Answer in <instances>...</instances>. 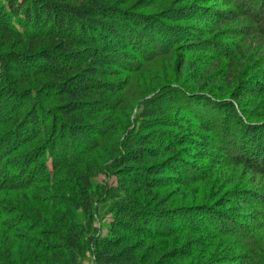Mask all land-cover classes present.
I'll return each mask as SVG.
<instances>
[{
    "label": "trees",
    "instance_id": "1",
    "mask_svg": "<svg viewBox=\"0 0 264 264\" xmlns=\"http://www.w3.org/2000/svg\"><path fill=\"white\" fill-rule=\"evenodd\" d=\"M2 1L0 40L11 37L27 51L48 48L49 53H42L41 64L36 71L27 72L23 70L26 64H23L21 57L11 55L8 63L0 55V243H4L0 251L6 255L0 264H49L48 258H40L35 253L37 248H41V243L30 237L31 233L43 239L42 247L51 253L56 264H80L89 249L94 264H136L135 252H131L129 247H122L123 242L119 239L108 236L88 238L93 218L92 199L102 196L108 200L110 213L115 219L122 220L118 227L125 233L138 223L143 224V228L134 236L147 235L149 227L159 231L152 235L157 238L167 235L171 238L179 231L199 235L203 233L202 236L207 238L208 235L209 239L232 240L239 252L236 255L238 264H264V191L225 195L223 202H230L232 210H235V217L230 219L226 210L223 212L220 209L224 205L222 201L210 205L211 193L207 192L208 195L201 194L203 197L199 199L202 209L196 212L194 209L182 211L185 214L168 213L166 217L172 216L169 220L161 219L162 215L159 214L164 212L158 207L149 203L140 204L117 189L94 190L91 187L94 166L97 164L93 160L100 162V159H109L113 166L130 171L127 183L131 187H140L147 198L157 199L153 190L155 185L149 177L161 173V164L158 162L169 160V153L173 154V162L166 165L184 176L181 179L186 181L184 184L201 180L189 175L196 172L197 167L180 163L174 154L177 142L184 139H170L169 131L157 130L161 126L176 125L175 121L169 119V109L164 105L168 96L164 93L146 100L147 106L144 104L145 114L138 130H147L145 133H137L135 126L130 129L128 118L125 129L121 130V143L120 138L108 137L112 130L115 131L114 127L110 131V116L123 102L120 96L117 100L112 97L119 94V87L125 82L119 79L114 83L106 82L100 77L104 67L115 68L108 71L119 78L122 72H133L142 62L168 51L171 53L173 46L179 42L186 44L195 39L191 31L168 25L158 14L138 13L139 17H131L130 14L135 12L117 7L115 10V7H107L101 0V3L99 0L82 1L78 6L71 5L72 0H59L53 4L49 0ZM199 1L205 3L207 0ZM224 1L226 6L232 5L234 9L225 11L209 6L197 8V5L190 9H196L204 17L214 18L208 21H211L213 29L234 24L235 28H227L228 33L222 37L237 38L240 42L252 40L260 46L258 53L252 52L249 57L252 49L250 45L246 49L232 45L234 48L230 49L231 52L224 55L219 53L218 47L214 49L216 54L227 60L226 72L221 71L218 77L226 83L223 91L229 97L216 98L205 92L209 81H202L203 75L199 71L189 86L179 84L173 88L176 96L182 98L184 105L193 113L192 116L197 118L196 128L189 127L193 117L185 119L189 124L186 128L189 135L197 128L204 133L212 132L217 137L216 148L228 157L227 163L241 166L242 170L253 173L254 177L261 176L264 181V80L255 77V70L264 73V0ZM42 16L49 21L48 25L43 24ZM171 21L177 19L171 18ZM204 22L207 20H203L202 24ZM127 23L134 24V27L127 26ZM96 27L111 38L107 41L98 34L94 35ZM213 29L206 30V34H214ZM201 40L199 38L198 42ZM184 47L198 50L191 49L189 45ZM55 55L65 61L59 64ZM9 64L17 68L16 76L11 77L9 74ZM219 66L214 69L217 71ZM243 70L247 72L243 74ZM130 80L131 77L126 79V83L129 84ZM233 82H236L238 91L230 93V84ZM45 86L55 88L54 93L44 92ZM190 97L199 100L196 104L204 110L195 108L192 100L188 99ZM54 99L57 100L60 115L55 114V109L43 104ZM246 99L247 103L242 102ZM116 103L118 107L115 110ZM121 114L127 118L125 112ZM106 136L107 140L102 141ZM60 138L63 140L59 141ZM19 149L22 153L15 157V151ZM96 150L100 152L91 158V153ZM206 154L205 158L209 162H216L213 153ZM17 166L18 172L9 171ZM141 167L147 173L146 177L141 175ZM33 175L37 177L33 178ZM210 177L202 178L208 180ZM43 190L52 193V197L43 195ZM252 202L260 208L254 207L245 213L247 217L242 218L243 223L236 221L241 208L250 206ZM76 211L84 218L77 224L73 221V212ZM12 214H18L21 218L3 219ZM194 214L201 215L200 226L193 224ZM86 217L88 221H85ZM22 218L26 219V224L20 221ZM178 218L190 223L189 228L171 229V222ZM12 239L23 242L17 246L23 250L20 254L13 252L12 244L8 243ZM53 240L60 241L63 250L49 245ZM89 242H93L90 248ZM31 247L34 250L30 251ZM177 255L179 258L184 256L179 252ZM150 264L162 263L158 260Z\"/></svg>",
    "mask_w": 264,
    "mask_h": 264
},
{
    "label": "rangeland",
    "instance_id": "2",
    "mask_svg": "<svg viewBox=\"0 0 264 264\" xmlns=\"http://www.w3.org/2000/svg\"><path fill=\"white\" fill-rule=\"evenodd\" d=\"M1 1L2 0H0V3ZM49 1L52 2L51 4H53V3H57L59 0H49ZM82 1H86V0H72V2L70 3L73 6H78L79 5L78 3ZM101 1L107 7H115V10L117 8L127 9V11H132L137 13V14L135 13L130 14L131 17L132 16L136 18L139 17L140 14L138 13H144L153 16H157L156 14H158V16H160L159 18L166 20L165 23H167L168 25L171 24L175 26H181L187 31H191L192 33L191 35L195 37L194 40L186 44L185 42L181 41L178 44L174 45L171 50V53H169L168 51L162 55L157 56L156 58L150 61L142 62L141 66L136 70H134L133 72L130 73L122 72L121 76L120 75L118 76L119 78L115 77V75L111 74V72L108 71L109 69L111 70L115 68L113 67L110 68L108 66L104 67L101 73L102 76L100 77L106 82L110 81L114 83V81H118L117 79H119V81L125 82L120 85L121 87H119L120 89V91L118 92L119 94H117V96L112 97L113 99L117 100V97L120 96L123 102H122V106L119 107V109L116 111L118 113L112 112V115L110 116L111 118V121H109V126L111 127L110 131L112 130L113 127L115 131L112 130L110 134H108V137L110 136L112 138L113 137L120 138L119 142L121 143L122 142L121 136L123 133L121 132V130L122 128L125 129L128 118H130V125H131L130 129L132 128V126H135L136 130L140 129L142 125L141 122L145 114L144 109L145 106H147V104H145L146 100H149L151 98L153 99L152 96L156 98V96L159 95L160 93L162 94L164 93L168 96V99L166 100L164 105L167 106V108L169 109V119L175 121L176 125L169 127L161 126L160 127L161 129L158 128L157 130L169 131V137H172L170 139H180V140L184 139V141L177 142V149L174 154H176V158L180 160V163H188L194 166L195 168L197 167L198 170L193 174H189V175L196 176L198 179L201 180H198L192 184H184L186 183V181L181 180L182 178H184V176L174 171V169L171 166L168 167L166 165L168 162L169 163L173 162V154L169 153V160H164V161L162 160L158 162L159 165L161 164L160 166L161 173L155 177L152 178L149 177V180L153 182L155 185L153 190L154 193L157 194V199L147 198L145 196V193L142 192L140 187H136V186L135 188L131 187L129 183H127V179L130 176L128 175V173L130 171L129 170L127 171L124 167L119 169L117 166H113L110 163L109 159L108 160L100 159V162L97 160H93L97 164L94 166L93 174L95 175L93 176V178H91L92 189L94 190H98L101 188H104L106 190L117 189V191L121 192L122 194H127V196L134 198L135 201L140 204L149 203V205L151 206L158 207L161 212H164L163 214L161 213L159 214L160 216L162 215L161 219H169V220L172 219V216L166 217L168 213L183 214L184 212L182 211L184 210L194 209L196 212L198 211V209H202V207L200 206L201 200L199 199H201L205 193L207 194V192L209 194L211 193L210 205L213 206L216 203V201H222L221 203H224L223 198L225 195L228 194L236 196V195H242L243 193L245 194L248 191L250 193L252 192L260 193L264 191V181H262L261 176L256 175L254 177L253 173L242 170L241 166L235 167L234 163H227L229 162L228 157H225L224 153L218 151V149L216 148L217 137L212 132L204 133L201 132L199 128H197L195 132L193 131V133L189 135V130L186 129L188 128L189 124L186 123L187 121H185V119H188V117L189 118L193 117L194 119L191 120L192 123H190L189 127L196 128L198 125L196 124L197 121H195V119L197 118L195 116H192L193 113H191L188 110V107L184 105V103L182 102V98L179 97L178 95L176 96V92L174 91L175 88H173L179 86V84H185L189 86V83L192 82L191 79L195 80V76L199 71V73L201 72L203 75L202 81H204V79L205 81H209V85L207 86V88H205L206 89L205 92H207L210 96L216 98L229 97V95L225 94V92L223 91L224 88H226V83L222 82L218 77L221 71H225L224 69L227 65V60L223 59L221 55L216 54L214 52V49L218 47L219 53H222L224 55L225 53L227 54V52H231L232 48H234L232 45H236V46L240 45V47H243L244 49L248 48L250 45L252 48L251 52H249V57H250V53L252 52L254 54L258 53V47L260 48V46L254 44L252 40L248 42H240V40L237 38L222 37V35L228 33L226 29L232 28L234 24L226 25L227 28H223V27L220 28L217 26L218 28L213 29L211 21L208 22L210 19H212V17L210 18L204 17L203 14L197 12L196 9L194 10L190 8L192 6L197 5V8L209 6V7H216L217 9L226 11L231 8L234 9L233 6L232 5L226 6L224 0H207L204 1L205 3H201L199 0H101ZM101 1L99 0V3H101ZM123 14L126 13L123 12ZM43 17L44 16L41 17V19H44L42 20L43 24L48 25L49 21L45 17L44 18ZM118 17H120V15H118ZM149 18L150 17H148V19ZM171 18H175L177 19V21L172 22ZM41 19L39 20L41 21ZM203 20H207V22H204L202 24ZM126 25L134 27V24L131 23H127ZM233 28H235V26ZM210 29H213L212 31H214V34L207 35L206 30L209 31ZM75 32H77V29H75ZM93 33L94 35L98 34L100 37H102L107 41L111 38V36L107 35L105 31H102L97 27L95 28V31ZM199 38L203 40L198 42ZM184 45L191 46L190 47L191 49L198 48V50L197 49L189 50L186 47H184ZM200 45L201 46L204 45V47L200 48L201 47ZM47 50L48 48H45L41 51L40 50L27 51L25 50V48L20 46V44L17 41L13 40L11 37L8 38L7 36L0 40V55H2L3 59H5V61L8 62L10 61L9 58L11 57V55L21 57V59L24 60L23 64L24 65L26 64L25 65L26 67L23 68L25 72L36 71L37 68L40 67L38 65L41 64L40 57L42 53H49ZM208 50L210 52H208ZM33 57L34 60H32ZM55 60L57 62L59 61V64H62L65 61L63 58H59V56H56ZM33 61H37V62H33ZM257 61L259 62L260 60ZM179 64H181L180 67ZM218 65H220L219 66L220 68H217L218 70L216 71L214 67ZM7 67H8L7 70H9L10 72L9 74L12 75L11 77H13L14 75L16 76L18 74V72H16L17 68L15 66L13 67L9 64L7 65ZM246 72L247 71L243 70V74H245ZM255 72L257 73L255 77L263 81L264 80L263 71L255 70ZM130 77L131 80L129 81V84H127L126 79L129 80ZM31 78H34V76ZM32 81L34 80L32 79ZM235 83L236 82L230 84L231 86L230 93L232 92L234 93V91H238L237 88L238 86ZM70 85L73 86V84ZM54 89L55 88H49L47 86L43 87V91L49 94L54 93ZM174 97H176L175 100ZM188 99L192 100L191 102L195 104V108L198 107L196 103H198L199 100H196L194 97H190ZM44 101L45 100H43V102ZM242 102L247 103L248 100L246 99ZM43 104L46 105V107L48 108L55 109V114L60 115V113L58 112L56 99L51 101H46ZM117 107H118V103H116V105L114 106L115 110L117 109ZM197 109L199 111L204 110L203 107L200 108L198 107ZM121 112H125L127 114L126 119H125V115H123L124 113L121 114ZM124 120L125 122H123ZM181 120H184L182 121L183 123L180 122ZM122 122L124 125H122ZM140 131L141 132H139L138 130L137 133H145L147 130L141 129ZM127 132H129V128L127 129ZM108 137L106 136L102 141H106L107 140L106 138ZM62 140L63 138H60L59 141ZM171 142L174 143L175 141H169V143ZM158 147L160 149V145H158ZM96 152L99 153L100 151L96 150L92 152L91 158L95 155ZM20 153L22 152L19 149L15 151L14 156L17 157L20 155ZM206 153H213L215 156L214 158H216L219 162L217 160L216 162L213 163L209 162L205 158V156L207 155ZM18 168L19 166L15 168L12 167L10 168L9 171L11 173H16L18 172ZM141 169H142L141 175L143 176L145 175L146 177L147 173L145 174V171L142 167ZM32 177L33 178L37 177V175H33ZM202 177H210V178L207 180ZM42 192L43 195L52 197V193L50 192L48 193L47 190H43ZM58 193H60V190ZM103 197L104 196H102L101 198L93 197L92 199L93 218L91 223V231L87 234L88 238L94 239L95 237L98 236H108L109 238L119 239L121 242H123L122 247L124 248L129 247V249L131 248V252H135L136 264H150L152 261H158V260H161L162 264H169V262L170 264H238L239 263L238 262L239 258H237L238 256L236 257V255L239 254V252L236 251V246H234L235 244L234 242L232 243V240L223 241L221 239H217V240L209 239L208 235L207 238L205 236H202L203 233L199 235L196 234L195 232L183 233L181 231L176 232L175 236L173 235L171 238H169L168 235L163 238H157V237H153L152 235L156 234V232L159 231H157V229L153 230L150 227L147 228L148 229L147 230L148 232L146 233L147 235H145L144 233L141 236L140 235L134 236L133 235L134 233H137L138 230L141 231V229L143 228L142 227L143 224H139V223L134 226L132 225L133 227H131V229L129 228L128 232L125 233L121 230L120 227H118L122 220L115 219V216L112 213H110L109 209L107 208L108 200L107 199L104 200ZM247 200L252 201L251 198H248ZM254 207L258 208L259 206L255 202L250 203V206H243L239 211V216H238L239 218L236 219V221H238L239 223H243L242 218L247 217L245 216V213H249ZM220 209H222L221 211L223 212L224 210H226L229 219L235 217L234 216L235 210H232V206L230 202L224 203V205ZM81 211L82 210L80 209V212ZM80 212L79 211L73 212L75 214V217H73V221L76 224L81 223V221H83L84 219ZM193 217H195L193 224L195 226L199 224L198 226H200L202 219L201 215L194 214ZM10 218L19 219L21 218V216H19L18 214H12V215L4 216L3 219H10ZM181 218L174 220L173 223L171 222V229L189 228L188 225L190 223H186L182 221L183 218L182 219ZM88 220H89L88 217H86L85 221ZM20 221H23L22 223L26 224V219L22 218V220ZM206 227L204 229H207ZM209 231L215 232V230L213 229H209ZM260 231L263 232V230ZM29 235H31L30 237L34 238L35 241L41 243V248H37V250H35L36 251L35 253H37L40 256V258L43 257L48 258L49 264H56L57 261L52 258L51 253L47 252V250H45L42 247L44 245L43 239L34 233H31ZM3 239L5 238L3 237ZM1 240L2 239H0V242ZM194 241L196 242L195 244H193ZM8 243L12 244L13 252H17L18 254H20V251L22 249L19 250L20 248H18L17 246H21L20 244H23V242L12 239ZM89 243L90 244L88 246L90 248L92 247L93 242H89ZM2 245H4V243H2ZM2 245L0 243V246ZM49 245H51L54 249L61 247V250H63L62 248L63 244L58 240H53L49 242ZM6 246L7 244L5 243V248ZM32 250H34V248L31 247L30 251ZM178 252L184 255L183 258L178 257L179 256L177 255ZM0 253H1L0 254V263H1L2 260L6 259V255H4L1 251ZM175 254L176 256H174ZM24 258L27 259L26 256ZM80 264H94V257L92 256L90 249L88 252H86L85 257L81 258Z\"/></svg>",
    "mask_w": 264,
    "mask_h": 264
}]
</instances>
